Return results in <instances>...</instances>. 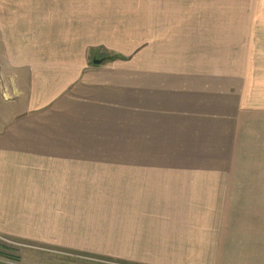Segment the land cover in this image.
<instances>
[{
  "label": "rangeland",
  "instance_id": "374dc122",
  "mask_svg": "<svg viewBox=\"0 0 264 264\" xmlns=\"http://www.w3.org/2000/svg\"><path fill=\"white\" fill-rule=\"evenodd\" d=\"M0 30L11 67L13 46L22 64L51 53L54 67L122 52L159 66L165 82L175 72L181 86L164 89L155 97L162 109L148 114L122 102L116 117L83 103L54 110V129L74 132L53 141L83 142L69 156L108 159L100 169L111 177L69 175V190H54L21 231L30 238H0V263L264 264V0H0ZM131 156L183 163L173 174L228 175L205 184L235 189L231 207L218 198L212 213L163 212L129 195L127 173L144 168L124 164ZM64 183L54 180V189Z\"/></svg>",
  "mask_w": 264,
  "mask_h": 264
},
{
  "label": "crops",
  "instance_id": "0c3cea01",
  "mask_svg": "<svg viewBox=\"0 0 264 264\" xmlns=\"http://www.w3.org/2000/svg\"><path fill=\"white\" fill-rule=\"evenodd\" d=\"M4 39L5 32L0 30V238H30L29 232L22 234L21 231L29 230L31 216L41 212L38 207L52 204L54 190H69L66 188L69 175L82 177L86 172L90 175V181L94 179L99 183L107 182V178L111 177L100 169L107 165L108 159L69 156V150L74 154L85 150L83 142L53 141L54 133L70 132L67 127L64 130L54 129L53 111L72 109L71 103L80 104L73 109H82L83 103L86 110L116 117L119 103L122 102L133 103L132 109L137 107L148 114L149 111L162 109L155 97H162L164 89L172 88L174 91L175 88L180 91L181 86L179 75L175 79V72L171 80L165 82L159 66L147 65L148 61H144L146 57L142 56L139 61L137 57L132 59V56L122 52L116 54L124 56V59H114L100 65L85 57H65L59 66L54 67L51 53L48 59L22 64L13 46L8 55L12 59L11 67L5 63ZM22 65L29 66L24 68L29 69L25 71L27 78L30 74L28 80H21ZM9 74L12 75L11 85L6 77ZM125 97L133 99L125 102ZM127 146L125 150L133 149ZM137 147L149 148L147 145ZM124 164L144 167L137 174L127 173L131 179L126 180V193L131 195L136 192L146 200L154 201L157 206H162L163 212H185L190 206H195L208 208V213H212L213 206L219 204L218 198L220 204L224 203L226 208L231 207L230 191L235 189L229 190L228 184L226 187L221 185L222 189H217L213 184H205L219 177L222 182L228 183V179H223V176L228 175L168 173L166 171L176 170V166L184 164L164 163L162 159L153 157L131 156L125 158ZM56 179L67 183L54 189ZM96 187L103 190L107 188L102 184ZM92 190L96 191L94 188ZM191 193L197 200L193 205ZM188 230H191V226Z\"/></svg>",
  "mask_w": 264,
  "mask_h": 264
},
{
  "label": "water",
  "instance_id": "95a60500",
  "mask_svg": "<svg viewBox=\"0 0 264 264\" xmlns=\"http://www.w3.org/2000/svg\"><path fill=\"white\" fill-rule=\"evenodd\" d=\"M109 58L108 57H103V58H98L97 56L93 57V63L96 65H100L103 62H106Z\"/></svg>",
  "mask_w": 264,
  "mask_h": 264
},
{
  "label": "trees",
  "instance_id": "16d2710c",
  "mask_svg": "<svg viewBox=\"0 0 264 264\" xmlns=\"http://www.w3.org/2000/svg\"><path fill=\"white\" fill-rule=\"evenodd\" d=\"M119 58L124 59V56L119 55V54H114L113 56H110L109 59H108L107 61H111V60L119 59ZM0 264H2V263H0Z\"/></svg>",
  "mask_w": 264,
  "mask_h": 264
}]
</instances>
